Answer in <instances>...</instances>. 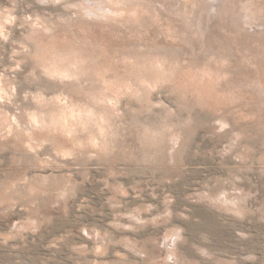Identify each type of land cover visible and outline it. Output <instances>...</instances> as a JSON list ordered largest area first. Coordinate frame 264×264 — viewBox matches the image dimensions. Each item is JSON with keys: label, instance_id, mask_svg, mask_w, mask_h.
<instances>
[{"label": "rangeland", "instance_id": "374dc122", "mask_svg": "<svg viewBox=\"0 0 264 264\" xmlns=\"http://www.w3.org/2000/svg\"><path fill=\"white\" fill-rule=\"evenodd\" d=\"M0 264H264V0H0Z\"/></svg>", "mask_w": 264, "mask_h": 264}]
</instances>
